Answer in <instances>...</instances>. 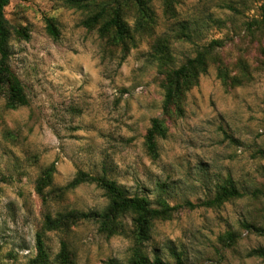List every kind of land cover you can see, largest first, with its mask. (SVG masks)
<instances>
[{"label": "clouds", "instance_id": "clouds-1", "mask_svg": "<svg viewBox=\"0 0 264 264\" xmlns=\"http://www.w3.org/2000/svg\"><path fill=\"white\" fill-rule=\"evenodd\" d=\"M0 264H264V0H0Z\"/></svg>", "mask_w": 264, "mask_h": 264}]
</instances>
